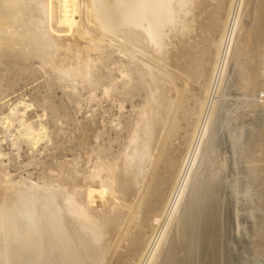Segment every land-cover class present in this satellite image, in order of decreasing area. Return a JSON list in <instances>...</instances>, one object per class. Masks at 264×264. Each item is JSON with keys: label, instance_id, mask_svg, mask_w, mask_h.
<instances>
[{"label": "bare ground", "instance_id": "1", "mask_svg": "<svg viewBox=\"0 0 264 264\" xmlns=\"http://www.w3.org/2000/svg\"><path fill=\"white\" fill-rule=\"evenodd\" d=\"M263 3L0 0V69L38 67L53 86L69 89L79 110L85 96L87 103H116L121 113L146 91L126 141L115 154L96 144L87 171L74 158L59 174L16 178L0 150V264H212L203 249L213 240L215 209L223 207L214 126L230 67L246 96L239 120L257 116L262 129L258 122L248 128L264 134V30L257 23ZM248 64L256 67L252 79ZM7 106L0 144L8 141L18 155L22 144L32 151L49 139L45 103L36 121L32 103ZM118 119L110 124L119 133ZM250 145L254 163L261 144L253 138ZM261 166L249 167L258 187ZM260 195L253 189L258 208ZM221 228L217 264H227L225 220ZM251 258L264 264L260 251Z\"/></svg>", "mask_w": 264, "mask_h": 264}, {"label": "rangeland", "instance_id": "2", "mask_svg": "<svg viewBox=\"0 0 264 264\" xmlns=\"http://www.w3.org/2000/svg\"><path fill=\"white\" fill-rule=\"evenodd\" d=\"M261 2L263 3L264 0H261ZM261 10V19L257 23L264 30V3ZM245 22L248 25V22ZM19 68L16 66L0 69V113L6 112L7 105L10 103L24 99L26 102L33 104V112H30L31 114L29 113V115L31 120L36 121L37 117L35 115L43 114L42 112L44 111L41 106L45 103L47 116L44 122L48 127L50 137L48 140L40 142L37 149L32 151L29 150L27 145L22 144L18 155L16 153L17 151L10 146L8 141L0 144V150L7 154L9 158L8 161L5 159L8 170L16 178L26 176L25 178L28 177L37 181L49 176V170H53L59 174L67 165H73L75 159L76 163L74 165L78 164L76 165L77 169L87 171L94 160V156H90V150L96 144L110 147L111 153L115 154L118 146L126 141L131 130V123L135 116H137V111L143 104L146 95V91H141L139 97L136 96L130 101L128 100V103H125L127 110L125 109L121 113L118 111L119 109H116L118 108L116 103L108 102L105 99L99 100V102L87 103L83 100L84 96L80 98L82 104L81 110H79L76 103L73 102L75 97L69 95V89L62 90V88L53 86L50 81L51 77L45 74L43 70L38 69V67H28L23 71ZM245 73L246 78H254L256 67L248 64ZM72 97L74 98L72 99ZM245 97V93L235 86L232 77V67H230L228 76L222 87V100L218 107L214 126L216 136L213 144L219 163H216L213 168L219 174L218 180L222 192L219 190V194L222 195L223 207L220 209L217 206L215 209L216 211L213 214L214 219L212 220L213 240L210 242L207 250H205L206 248L203 249V257L210 258L212 264L220 263L222 257L221 226H223L224 220L227 225V230L225 231L227 264H243L242 261L245 264H252L251 257L253 252L260 251L264 255V182L258 187L249 177V167L252 164L264 165V134L262 131H259L258 134L256 132L257 136H255V133L250 129L251 127L248 128L247 125L248 123L256 124L258 122L256 126L260 129L259 127L262 126L263 122L258 118L255 122L254 115H250L249 119L246 117L243 121L239 120V115H237L236 110L239 105L244 103ZM251 116L253 118L252 120ZM254 117L256 118L257 116ZM101 118L103 119L101 120ZM110 119H118L121 123L123 122L122 130L119 133L110 124V121H112ZM98 134L99 138L96 140L95 138ZM2 136L0 134L1 139H3ZM253 138L258 139V142L261 144V151L258 153L259 155L257 154L259 158L254 163L248 159L249 153L253 150L250 145ZM242 155L246 157H242ZM88 159L89 161H87ZM221 161L223 163L225 162L222 166L223 171L218 170ZM261 174L264 175V172L262 171ZM255 188L261 191V207H259L261 210L256 204L257 200L251 197V193ZM258 231H260V234L256 235ZM186 236L187 233H185L184 237Z\"/></svg>", "mask_w": 264, "mask_h": 264}]
</instances>
